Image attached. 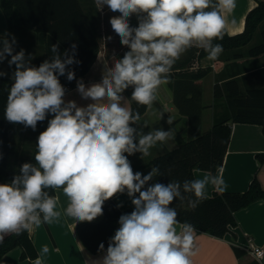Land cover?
<instances>
[{
    "label": "clouds",
    "instance_id": "obj_1",
    "mask_svg": "<svg viewBox=\"0 0 264 264\" xmlns=\"http://www.w3.org/2000/svg\"><path fill=\"white\" fill-rule=\"evenodd\" d=\"M95 2L120 13L110 18V24L121 44L130 51L109 69L101 83L87 89L82 82L78 83L82 97L93 103L77 107L74 101H69L65 105V89L56 73L64 75L65 65L72 64V58L62 62L57 56L38 68L25 67L21 51L9 61V65H16V70L5 118L33 130L47 114L51 113L52 118L37 138L38 167L24 163L21 175L15 176L10 184L0 183V244L7 234L19 235L33 225L39 227L41 213L45 223L58 220L61 214L55 210L57 199L49 196L46 188H62L70 201L65 214L79 222H91L102 215L104 202L127 189L135 208L120 217V228L109 244L103 264H192L196 229L188 222L180 224L175 208L170 207L175 199H184L181 184L155 183L145 189L158 169L153 168L141 178V173L133 172L124 155L139 151L148 156L149 149L157 142L173 138L174 133L156 131L142 135L137 145L130 123L140 119L139 113L133 115L120 101L122 93L134 86L131 99L139 105L151 106L159 87L170 82L168 74L173 65L193 42L204 48L209 60L215 61L224 50L222 44H212L213 39H223L226 20L221 10L230 13L236 6L235 0H216L215 4L213 0ZM133 14L140 21L136 28L129 26ZM56 50L53 45L52 51ZM4 53H12L7 41L0 60ZM3 75L0 71V76ZM67 78L73 80L74 72L69 71ZM172 120L170 117L167 122L171 124ZM209 184L218 192L225 191L221 175L208 174L202 179L184 181L183 191L195 197L189 200V207L196 208L206 198L205 188ZM103 247L101 244L100 248ZM42 251L48 253L49 248L45 245ZM34 264H41V260Z\"/></svg>",
    "mask_w": 264,
    "mask_h": 264
},
{
    "label": "trees",
    "instance_id": "obj_2",
    "mask_svg": "<svg viewBox=\"0 0 264 264\" xmlns=\"http://www.w3.org/2000/svg\"><path fill=\"white\" fill-rule=\"evenodd\" d=\"M216 0H213V4ZM10 30L17 25L35 29L38 38L46 45L48 62L59 56L62 62L69 58L72 64L65 65L64 75L57 76L61 85L76 86L78 83L69 81L67 74L74 72L75 78L83 77L91 68L100 50L101 33L93 26L82 0H0ZM211 10V9H208ZM141 15V14H140ZM139 18L133 14L129 18V26L136 28ZM259 30V40L250 44ZM222 44L225 59H238L243 56H257L264 53V0H258L247 15L245 27L241 32L229 34L225 28L223 39H213L212 44ZM56 45V52L52 46ZM75 45V47H73ZM198 56H187L179 59L168 74L173 89L174 103L180 114L188 116V134L184 137L175 132L178 146L154 157L151 163L158 172L148 181L146 188L161 183L172 182L181 184V194L184 199H175L170 205L177 212V220L181 223H191L195 229L223 237L232 227L237 225L235 211L247 207L258 199H264V187L258 177H254L249 187L244 191L214 192L205 195L196 208L189 207V200L195 199L192 193L183 191L184 181L195 179L194 169L201 168L216 172L224 161L231 138V123H256L263 125L264 130V86H241L238 75L242 72L238 63L233 60L230 72L222 83L216 82L213 87L215 111L213 123L209 130L202 129L201 83L212 66L194 67L196 61L208 54L200 47ZM197 52V51H196ZM221 56V55H220ZM220 56L216 60H221ZM235 62V63H234ZM235 65L237 67H235ZM14 79L11 76H0V183H11L13 178L21 175V166L11 167L9 159L17 152V146L10 143V122L5 118L7 96ZM134 86H129L126 92L131 98ZM147 106L139 105L131 99V112L139 113L141 117ZM40 132L45 130L44 122H40ZM35 150L27 163L38 167L35 162ZM135 169V168H134ZM134 169H132L134 171ZM49 196L56 195V189L46 188ZM103 214L100 219L91 222H78L76 232L84 246L92 253L107 250L111 237L120 225L122 215L130 214L134 208H120L112 199L104 202ZM103 244V249L100 245ZM16 246L22 248V258L35 259L38 251L29 230L21 234H7L0 244V260L5 253ZM236 253L242 256L246 250L235 245Z\"/></svg>",
    "mask_w": 264,
    "mask_h": 264
},
{
    "label": "crops",
    "instance_id": "obj_3",
    "mask_svg": "<svg viewBox=\"0 0 264 264\" xmlns=\"http://www.w3.org/2000/svg\"><path fill=\"white\" fill-rule=\"evenodd\" d=\"M83 1V0H82ZM84 2H87L85 5ZM258 0H235V8L230 12H222L226 20V30L229 34L241 32L245 27L246 15L248 11L257 4ZM87 13L88 6L91 12H96L95 16L89 15L93 26L101 33L100 50L97 58L92 64L90 70L83 76L72 81L82 82L85 88L91 87L93 84L101 83L109 69L113 68L115 63L123 58L124 54L130 51L128 46L122 45L120 37L111 27L110 18L116 14L109 8L97 6L95 0L83 1ZM100 8L102 9L100 11ZM139 26V25H138ZM137 26V27H138ZM16 32L14 34V30ZM111 37V39H109ZM5 41L11 46V55L4 53V58L0 60V71L6 76H14L16 65H9L12 55L23 51V63L25 67L38 68L42 63L48 60L46 45L38 38V32L35 29L26 28L17 25L10 30L9 22L6 14L0 5V52H3ZM15 44V47H13ZM203 57L198 61L207 62ZM206 60V59H205ZM236 60L242 71L238 78L241 86L246 87L264 86V53L257 56H243ZM232 58L213 61L212 70L200 80L202 97L201 102L204 105L202 111V129L207 131L213 123L215 111V100L213 87L216 82L222 83L229 74ZM209 61V62H208ZM234 62V63H235ZM199 63V62H197ZM211 64V63H210ZM235 67H237L235 65ZM212 75V79L206 82L208 75ZM65 105L69 101H74L77 107H87L93 103L91 99H84L76 86H67L64 88ZM173 89L170 82L161 85L157 90V99L151 106H147L146 111L140 119L134 123H130V127L134 128L133 140L138 145L142 135L154 133L156 131H165L174 133L173 138L165 142H157V144L149 149V155L144 156L142 152H135L127 156L128 161L134 173H141V178L152 171L154 165L151 160L163 154L167 150L174 149L178 146L175 132L178 131L184 137L188 134V116L182 115L178 107L174 103ZM123 99L120 101L121 106L128 107L131 110V98L126 92L122 93ZM52 114L49 113L43 121L46 129V120ZM173 118L172 123L167 121ZM232 131L227 152L222 165L216 172L210 170L195 168V179H202L205 175L211 174L221 175L225 182V191H244L249 187L250 182L256 176L264 187V130L263 125L256 123H231ZM17 129L14 124L13 129ZM28 132L26 129L24 130ZM14 136L18 133V129L12 132ZM11 135V129H10ZM146 189V186H144ZM144 190V189H142ZM216 192L214 186L209 184L205 188V195H212ZM138 196L139 194H135ZM57 199L56 211L60 212V217L54 219L52 223L43 222V214H40L41 224L39 227L33 225L29 230L35 247L38 251V257L35 259L22 258V248L16 246L3 255L0 264H34L37 259L41 260V264H103V259L107 255V250L99 253L90 252L80 240L77 232V221L73 217L65 214V210L69 204L68 198L63 194L62 188L56 189ZM112 199L120 208H130L135 206L132 204L133 197H129L127 189L123 193L115 194ZM102 215L95 219H100ZM237 225L223 237L212 235L208 232L196 229L194 233V251L195 255L190 259L192 264H264V260L260 261L248 251L250 239L255 243L264 247V199H258L247 207L240 208L235 211ZM180 224H183L179 222ZM180 231L179 225L176 226ZM116 228L111 237L115 236ZM49 248L48 253L42 251L43 246ZM235 245L246 250L240 257L236 253Z\"/></svg>",
    "mask_w": 264,
    "mask_h": 264
},
{
    "label": "rangeland",
    "instance_id": "obj_4",
    "mask_svg": "<svg viewBox=\"0 0 264 264\" xmlns=\"http://www.w3.org/2000/svg\"><path fill=\"white\" fill-rule=\"evenodd\" d=\"M83 1H86V0H83ZM85 5H87L86 3L87 2H84ZM100 7L102 8H108L107 5H100ZM102 9L100 8V11ZM88 13L89 15L91 16H95L96 12H91V8L90 6H88ZM116 15L115 16H119L120 13L119 12H114ZM145 14H141V17H143ZM259 30L260 28L258 29V31L256 32L253 40L251 41L250 44H254L256 41L259 40ZM16 32V29L14 30V34ZM13 47H15V44H13ZM201 46H199L198 44H196L195 42H193L192 46L190 48H188L181 56H180V59H183L184 57H187V56H191V55H194V56H198V51L197 49H199ZM197 51V52H196ZM225 57V54L222 53L220 58L221 60H223V58ZM206 59V60H205ZM204 61L207 62V59L208 58H205ZM210 63L206 64L204 63L205 66H212L213 68V65H214V62L209 60ZM208 61V62H209ZM216 61V60H215ZM199 62V63H197ZM203 62L201 61H196V66H202ZM210 79H212V75H208L207 78H206V82L209 81ZM52 118V115L49 116L46 120V128L48 126V121ZM14 124H16V127H18V133L16 135L18 136H14L13 135V131H16L17 129L14 128L13 129V126ZM40 122L37 123V126H36V129L33 130L31 127H26L24 124L22 123H12L10 122V129H11V135H10V143L12 145H16L17 146V152L15 154H12L10 156V159H9V165L11 167H16V166H21L23 165L24 163H27L34 150H35V147H36V142H37V138L40 134ZM27 130L28 132L26 133L24 130Z\"/></svg>",
    "mask_w": 264,
    "mask_h": 264
},
{
    "label": "built area",
    "instance_id": "obj_5",
    "mask_svg": "<svg viewBox=\"0 0 264 264\" xmlns=\"http://www.w3.org/2000/svg\"><path fill=\"white\" fill-rule=\"evenodd\" d=\"M194 67L198 66L194 65ZM247 249L253 256L258 258L260 261L264 260V247L255 243L253 239H250L249 246Z\"/></svg>",
    "mask_w": 264,
    "mask_h": 264
}]
</instances>
